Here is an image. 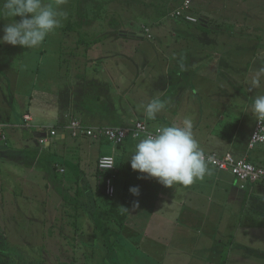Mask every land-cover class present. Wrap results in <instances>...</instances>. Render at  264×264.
<instances>
[{
	"label": "crops",
	"instance_id": "1",
	"mask_svg": "<svg viewBox=\"0 0 264 264\" xmlns=\"http://www.w3.org/2000/svg\"><path fill=\"white\" fill-rule=\"evenodd\" d=\"M190 11L194 14L192 8ZM94 15L92 11L80 15L83 34L92 28L86 17ZM124 29L110 25L98 38L84 41L95 48L112 42L110 54L97 49L82 56H52L46 62L45 58L35 61L31 96L20 99L23 103L13 106L0 120V125H5L2 136L6 139L0 138L4 144L0 150L2 175L19 179L30 175L40 153L46 152L53 193H58L66 203L69 201L71 208L86 207L91 202L95 209H108L99 200L110 199L111 233L115 241L112 249L118 257L117 264H137L139 256L147 258L149 264H263L264 181L242 188L231 173L211 166V174L192 186L168 188L146 174L135 172L127 162L139 139L129 138L120 146L111 144L107 150L103 149L105 143L109 144L105 139L71 135L68 126L73 120L87 128H128L144 121L154 129L158 124H170L177 117L189 116L194 135L205 153L232 154L236 159L248 157L252 163L264 167V146L249 148L256 120L248 110V97L256 93L248 92V80L242 79L246 77L247 67L242 69L245 76L242 73L236 76V63L225 62L238 44L234 43L231 50L225 37L234 34L210 24L176 25L165 29L169 36L161 35L160 57L143 58L135 55L139 50L129 48L130 42L134 37L143 42L151 38L150 34L146 28L139 34ZM263 33L264 26L258 34L260 38ZM183 41L188 46L181 44ZM116 44L118 49L114 48ZM240 47L242 54V42ZM259 47H263L261 43ZM62 63L72 65L67 71L69 81L65 80L66 66ZM261 66H264V53ZM142 73L151 77L137 91ZM240 79L247 89L237 84ZM148 91L153 92L147 94ZM137 94L151 98L160 94L162 100L168 101L167 107L155 121L149 120L139 104L141 100H135ZM247 116L254 120L252 124L246 123ZM52 129L57 130L55 139L67 146L62 154L48 150ZM30 130L32 135L27 133ZM47 135L48 142L40 145V139ZM68 137L86 143L69 146ZM35 143L40 146L39 151L34 148ZM77 149L88 156L91 151L96 152L88 162L92 174H96L91 183L85 180L83 166L73 154ZM104 155H111L116 161L112 173L116 193L112 198L105 195L103 179L97 177V162ZM17 162L25 165L26 171L13 165ZM51 168L66 178L62 182L55 180ZM69 169L71 178L67 176ZM2 183L10 194L6 200L11 199L14 204L17 191L6 180ZM133 187L139 189L138 195L130 192ZM107 231L110 232L106 228ZM258 236L261 243H257ZM125 252L136 257L125 260L122 257Z\"/></svg>",
	"mask_w": 264,
	"mask_h": 264
},
{
	"label": "rangeland",
	"instance_id": "2",
	"mask_svg": "<svg viewBox=\"0 0 264 264\" xmlns=\"http://www.w3.org/2000/svg\"><path fill=\"white\" fill-rule=\"evenodd\" d=\"M183 1L185 0H65L62 8L68 13V18L62 22V26L54 34L49 35L41 48L28 50L0 44V120L8 115L13 106L23 103L20 99L31 96V75L36 60L45 58L46 62V59L52 56L61 58L82 56L91 54L97 49L110 54L112 42H105L104 46L101 45L99 48L84 42H91L95 37L98 38L110 25L117 24L125 28V31L136 34L145 28L149 29L150 39L141 42L134 37L129 48L139 50L136 54L134 53L139 57H160L158 56L161 46L160 37L162 34L169 36L165 29L188 24L174 14ZM51 2L55 3V0ZM191 8L198 19L207 17L210 19L211 26L226 28L234 34V36L225 37L226 42L230 41L226 46L231 50L234 43L238 42L237 47L225 58V62L236 63V76L241 73L245 76L242 69L246 66L247 74L242 79L248 80L253 70L259 68L264 53V33L260 34L261 38L258 35L264 26V0H192ZM83 11L88 14L92 11L96 14L86 17L92 28L84 34L79 26L82 24L80 15ZM5 23L6 21L0 20V37L3 35L2 29ZM220 40L222 41V38ZM241 42L244 47L242 54L240 53ZM260 43L263 47H259ZM181 44L188 46L187 41ZM118 46L116 44L114 48L118 49ZM261 52L263 53L260 54ZM25 59L28 60L25 61ZM62 66H66L65 80L69 81L67 71L72 69V65L62 63ZM156 68H159L158 62ZM150 77L149 73H142L137 83V91L149 83ZM240 80H237V84H241L242 89H247L244 81ZM249 91L264 94V86L250 90L248 84ZM151 92L153 91H148L147 94ZM150 98L151 96L146 94L135 96L136 101L141 100L139 103L141 106L147 104ZM250 99L249 96L248 100ZM239 102L242 101L239 100ZM253 121L247 116V124H252ZM31 131L33 130L27 133ZM55 138L50 139L51 145L48 150L56 154L64 153L67 146ZM71 143L78 146L86 143V140H73L68 137L67 144L71 146ZM33 146L40 150L37 143ZM104 146L103 149H111L110 143H105ZM3 148L4 144L0 143V150ZM103 153L106 152L103 150ZM73 154L77 162L83 166L86 173L85 180L91 183L96 178V174H92L88 162L92 160L96 152L91 151L88 156L81 149H77ZM46 155V152L40 153V159L35 167H32L31 174L21 179L13 175H2L1 170L4 169V165L0 163V264H117L114 260H118V257L112 250V243L115 241L112 240L114 236L111 233L113 218L110 211L111 200L100 197L99 202L103 206H108V209L106 207L95 209L91 202H88L86 207L71 208L58 193H53ZM13 165L26 171L25 165L18 162ZM50 170L55 180L66 178L65 174L55 173L53 168ZM67 171V176L73 177L70 169ZM4 180L8 186L12 185L17 191V201H14V204L11 199L6 200L10 194L2 186ZM106 228L110 232H106ZM260 240L258 236L257 243H261ZM261 248L264 251V241ZM122 257L128 260L136 256L125 252ZM136 262L149 264L147 258L141 256L136 259Z\"/></svg>",
	"mask_w": 264,
	"mask_h": 264
},
{
	"label": "clouds",
	"instance_id": "3",
	"mask_svg": "<svg viewBox=\"0 0 264 264\" xmlns=\"http://www.w3.org/2000/svg\"><path fill=\"white\" fill-rule=\"evenodd\" d=\"M65 0H0V20L6 21L0 44L28 50L39 49L49 35L54 34L68 18L63 10ZM191 12V11H190ZM20 19L17 20L16 18ZM264 81V66L250 74V90L260 89ZM168 101L160 94L142 105L147 119L155 121L167 107ZM248 110L258 122H264V94L257 92L248 101ZM127 162L131 168L165 187H189L212 172L214 157L206 155L196 139L193 121L189 116L177 117L170 124H158L154 131L139 139ZM133 195L139 189H130Z\"/></svg>",
	"mask_w": 264,
	"mask_h": 264
},
{
	"label": "built area",
	"instance_id": "4",
	"mask_svg": "<svg viewBox=\"0 0 264 264\" xmlns=\"http://www.w3.org/2000/svg\"><path fill=\"white\" fill-rule=\"evenodd\" d=\"M191 0H185L181 7L175 11V16L184 18L188 23H197V18L190 12ZM191 13V14H190ZM147 34L149 30L146 29ZM150 37V36H149ZM71 135L75 138L84 135L93 140H101L106 138L114 146H120L127 138L135 140L143 138L146 134L153 132L154 129L144 121H137L132 127L128 128H87L81 122L73 120L68 126ZM49 135L54 137L57 135V130H51ZM49 136L40 139V144L45 145L48 142ZM258 145L264 146V122L256 120L255 128L250 138V149H254ZM214 157V163L211 165L220 171L231 173L240 182L241 187L245 188L250 183L264 181V167L257 166L249 162L248 157L236 159L232 154H219L216 152L206 153ZM97 168L99 171L109 174L116 169L115 158L111 155H104L98 159ZM104 192L107 196L113 197L116 193L115 184L112 176L104 178Z\"/></svg>",
	"mask_w": 264,
	"mask_h": 264
},
{
	"label": "trees",
	"instance_id": "5",
	"mask_svg": "<svg viewBox=\"0 0 264 264\" xmlns=\"http://www.w3.org/2000/svg\"><path fill=\"white\" fill-rule=\"evenodd\" d=\"M184 3V2H183ZM179 9V8H178ZM178 9H176V11L178 10ZM192 13V12H191ZM190 13V14H191ZM175 14V13H174ZM194 15V14H193ZM195 16V15H194ZM176 17V16H175ZM196 17V16H195ZM197 18V17H196ZM180 19H182L184 22H186V23H188L187 21H185V19L184 18H180ZM197 23H188V24H192V25H202V26H204V24H210V19L209 18H207V17H202L201 19H198L197 18ZM80 26V25H79ZM69 28H70V25H69ZM149 30V29H148ZM150 31V30H149ZM149 34H150V32H149ZM4 128H5V125L3 126V125H0V138L3 140V141H5L6 139H5V137L4 136H2V134H3V132L2 131H4ZM130 138V137H129ZM129 138H127L125 141H124V143L129 139ZM103 139H105V140H107L106 138H103ZM131 139V138H130ZM108 141V140H107ZM110 144H112L110 141H108ZM1 143V142H0ZM113 145V144H112ZM249 162H251V161H249ZM252 163V162H251ZM254 164V163H253ZM256 165V164H255ZM257 166H259V165H257ZM97 170H98V168H97ZM107 176H112V174L111 173H109V174H106V173H103V172H101V171H97V177H99V179L100 180H102L103 179V191H104V178H106ZM59 182H62L61 180H59ZM261 182V181H260ZM256 183H259V182H256ZM256 183H250V184H248V185H251V184H256ZM247 185V186H248ZM246 188V187H245ZM103 193V192H102ZM105 193V192H104ZM106 195V194H105ZM109 197V196H108ZM109 198H112V197H109ZM69 201H67V203H68ZM76 225H77V223H76ZM113 250V249H112ZM114 262L116 263H118V260L117 259H115L114 260Z\"/></svg>",
	"mask_w": 264,
	"mask_h": 264
},
{
	"label": "water",
	"instance_id": "6",
	"mask_svg": "<svg viewBox=\"0 0 264 264\" xmlns=\"http://www.w3.org/2000/svg\"><path fill=\"white\" fill-rule=\"evenodd\" d=\"M42 136H44V134Z\"/></svg>",
	"mask_w": 264,
	"mask_h": 264
}]
</instances>
